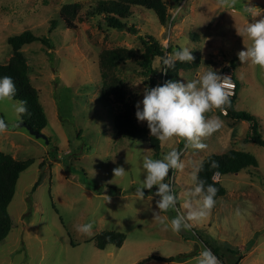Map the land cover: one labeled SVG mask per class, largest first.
Listing matches in <instances>:
<instances>
[{"label": "rangeland", "instance_id": "rangeland-1", "mask_svg": "<svg viewBox=\"0 0 264 264\" xmlns=\"http://www.w3.org/2000/svg\"><path fill=\"white\" fill-rule=\"evenodd\" d=\"M99 1L0 0V65L13 56L9 37L30 32L52 45L49 50L35 42L20 49L47 120L42 133L48 143L17 127L21 121L14 109L16 101L0 102V119L9 124L0 134V152L18 161L33 160L19 176L7 208L12 227L0 242V264H138L150 256L173 261L147 264H196L204 248L216 252L220 264H228L229 257L239 258L238 264H264V147L244 143L248 123L214 109L206 115L218 116L223 126L203 140L205 150L186 148L183 140L173 138L159 141V152L154 155L147 141L116 137L113 119L121 105L101 100L98 67L104 50L134 51L133 60L117 66L116 76L128 101L136 106L148 82L138 66L144 53L138 37L151 36L168 50L162 58L187 47L193 62H176L193 68L179 70L175 81L186 82L208 70L224 75L231 69L238 86L234 107L257 119L264 139V70L250 61L241 63L237 56L252 43L247 35L237 34V29L254 22L243 6L249 0H238L234 7H220L217 0H162L168 16L165 26L151 11L134 7L125 21L127 29L121 31L109 28L94 13ZM251 4L261 13L255 19L264 18V0H251ZM71 5L78 6L74 30L60 17L63 8ZM162 58L152 62L151 87L162 86ZM136 122L140 128L147 123ZM173 149L181 152L185 167L174 170L171 187L177 210L160 213L169 223L164 230L153 215L158 211L155 201L159 197L151 199L156 188L144 189L143 200L136 190L145 179L144 158L160 159ZM228 150L252 155L256 166L220 178L226 194L216 199L211 214L192 222L190 231L172 232L170 220L186 214L183 204L190 199L193 165ZM116 167H123L125 175L115 177ZM87 223L93 224L91 234L76 231V226ZM103 231L123 234L121 247L96 249L93 238ZM250 243L253 247L246 252Z\"/></svg>", "mask_w": 264, "mask_h": 264}, {"label": "clouds", "instance_id": "clouds-1", "mask_svg": "<svg viewBox=\"0 0 264 264\" xmlns=\"http://www.w3.org/2000/svg\"><path fill=\"white\" fill-rule=\"evenodd\" d=\"M238 0H217L220 7H234ZM244 10L254 19L242 30L237 29L240 36L247 35L252 41L250 47L237 53L241 63L251 62L264 70V18L256 20L255 17L261 13L255 12L256 6L243 5ZM191 50L183 47L174 51L170 56L162 58V63L167 69L174 68L175 62H193L194 57ZM235 85L228 75H220L217 71L208 70L186 82L168 80L162 86L146 87L143 91L142 101L136 104L135 116L138 122H147L150 135L156 137L161 143L180 138L185 142V147L195 150H205L207 145L203 140L211 137L223 126V121L218 116L208 117L206 114L214 109L226 114L230 106V97L234 94ZM16 87L13 79L9 76L0 78V102L11 101L15 97ZM142 104V108H141ZM15 112L19 116L27 113L26 101H16ZM9 124L0 119V134L6 132ZM145 179L141 187L137 188L136 195L139 200L145 197L144 189L156 191L151 196L159 197L155 201L158 211L154 212V219L158 220L164 230L169 229V223L161 218L160 213L176 211L177 197L173 193L170 184L164 181L171 170L182 171L185 167L181 161V152L173 149L168 151L160 159L145 157L142 163ZM212 168H218L217 162L211 163ZM203 171V162H196L190 174L192 189L188 193L190 199L185 200L183 207L186 214H177L170 220V229L174 233L190 231L192 222H200L207 218L216 205L218 189L212 184L200 178L199 173ZM125 169L116 167L113 169L114 176H124ZM92 223L76 226V231L85 235L91 234ZM196 264H220L214 253L204 248L199 254Z\"/></svg>", "mask_w": 264, "mask_h": 264}, {"label": "trees", "instance_id": "trees-1", "mask_svg": "<svg viewBox=\"0 0 264 264\" xmlns=\"http://www.w3.org/2000/svg\"><path fill=\"white\" fill-rule=\"evenodd\" d=\"M143 8L151 11L156 17L161 26H165L168 21L166 9L162 0H101L97 3L94 13L102 16L108 24V27L114 30H126L127 25L125 21L132 15V9ZM77 5L64 7L60 17L64 25L68 29H75L72 24L77 14ZM52 29L55 27L54 23L51 24ZM131 34H137L133 28H128ZM141 42L144 53L138 62L141 68V74L147 79L146 87L151 88L153 83L152 77L154 70L152 69V62L156 58H162L165 50L160 46L151 36L138 37ZM35 42H40L44 46L52 49V45L43 38H39L30 32H23L20 35L12 36L7 39V44L12 49L13 56L6 65H0V78L9 76L13 79L16 87V94L13 98L14 101H26L27 113L20 121L29 126L32 130L41 132L47 125V120L40 106L37 92L31 87L28 79V67L25 64L24 58L20 53L23 46L30 45ZM168 49V48H167ZM165 51V52H164ZM135 58V53L132 49L116 48L111 50H104L98 56V67L101 79V100L109 103L110 100L115 101L121 105V111L117 113L113 119L115 128V135L118 138L131 140V141H147L151 151L154 155L159 152L160 142L148 133L147 123L142 127L136 122L135 112L136 106L128 101L122 82L116 76V68L120 64H125ZM193 66L190 64L182 65L175 62L174 68L167 69L163 75V85L168 80L175 81L177 72L179 70H190ZM235 81V80H234ZM237 86V84H236ZM238 88V86H237ZM236 89V94H237ZM230 98V106L227 107L226 116L234 121H243L248 123V133L244 139V143H252L260 147H264V139L260 135V126L257 119L243 111H237L234 107L236 98ZM215 161L218 163V168H212L211 163ZM203 171L199 173L201 179L205 180L207 184H212L218 189L215 199L223 197L226 190L219 181H214L213 176L219 175V179L227 175H235L246 170L249 167H255V158L245 152L228 150L223 154L209 155L203 160ZM33 160L18 161L10 155L0 152V242L3 241L11 230L12 223L7 213V208L14 196L17 181L19 176L25 172ZM38 185L35 183L34 187ZM125 240V236L121 233L114 231H103L93 238V243L96 249L104 250L108 246L113 245L117 248L121 247ZM253 243L245 247V251H251ZM213 252V251H212ZM214 255L221 260V257L213 252ZM239 258L235 261L233 257L228 258V264H238ZM152 261L157 262H172V258H161L150 256L145 258L138 264H147Z\"/></svg>", "mask_w": 264, "mask_h": 264}, {"label": "built area", "instance_id": "built-area-1", "mask_svg": "<svg viewBox=\"0 0 264 264\" xmlns=\"http://www.w3.org/2000/svg\"><path fill=\"white\" fill-rule=\"evenodd\" d=\"M224 75H228V76H230L232 82H233L234 85H235V88H234V94L230 97V98H232V97H234L235 94H236L237 86H236V82L234 81V77H233V73H232L231 69L226 70V71L224 72ZM173 175H174V170H171V171L169 172L168 177L166 178L168 184H170V185L173 184ZM213 180H214V181H218V180H219V175H218V174H215V175L213 176Z\"/></svg>", "mask_w": 264, "mask_h": 264}, {"label": "water", "instance_id": "water-1", "mask_svg": "<svg viewBox=\"0 0 264 264\" xmlns=\"http://www.w3.org/2000/svg\"><path fill=\"white\" fill-rule=\"evenodd\" d=\"M18 128H24L25 130L28 131V133L30 135H32L33 137L37 138V139H42L45 141V143L47 144L48 143V140H47V137L41 133V132H37V131H34L32 130L29 126H27L25 123L23 122H19V124L17 125Z\"/></svg>", "mask_w": 264, "mask_h": 264}, {"label": "crops", "instance_id": "crops-1", "mask_svg": "<svg viewBox=\"0 0 264 264\" xmlns=\"http://www.w3.org/2000/svg\"><path fill=\"white\" fill-rule=\"evenodd\" d=\"M243 123V122H242Z\"/></svg>", "mask_w": 264, "mask_h": 264}]
</instances>
